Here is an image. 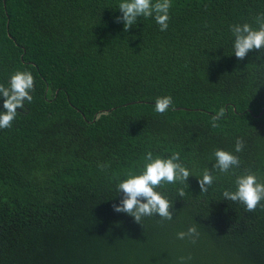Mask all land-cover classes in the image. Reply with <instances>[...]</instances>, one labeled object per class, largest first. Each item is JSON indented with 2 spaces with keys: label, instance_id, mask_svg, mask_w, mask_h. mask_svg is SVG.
<instances>
[{
  "label": "trees",
  "instance_id": "16d2710c",
  "mask_svg": "<svg viewBox=\"0 0 264 264\" xmlns=\"http://www.w3.org/2000/svg\"><path fill=\"white\" fill-rule=\"evenodd\" d=\"M121 2L0 0V84L16 71L35 81L33 101L0 129V264H264V208L223 197L245 170L264 181V54L236 58L230 31L256 28L264 0H171L164 32L143 17L125 31ZM169 95L157 114L156 98ZM216 149L241 164L236 175L213 171L201 194ZM149 151L179 152L193 176L157 189L173 220L141 225L113 205ZM193 225L195 244L177 239Z\"/></svg>",
  "mask_w": 264,
  "mask_h": 264
},
{
  "label": "clouds",
  "instance_id": "9594fccd",
  "mask_svg": "<svg viewBox=\"0 0 264 264\" xmlns=\"http://www.w3.org/2000/svg\"><path fill=\"white\" fill-rule=\"evenodd\" d=\"M171 0H122L118 8L122 13L117 18V23H123L125 31H128L137 23L139 17L154 18L159 25L161 32L167 31L170 20ZM256 28L249 23L235 24L230 27L234 37L233 50L234 55L239 60H243L250 52L260 51L264 54V13L254 18ZM34 77L29 71H16L10 77L8 86L0 84V97H3V108L0 112V129L12 127L13 121L18 115V109L24 108L25 101L31 103L34 91ZM173 105L172 96H161L155 100L154 111L157 114H164ZM226 115V109L221 107L212 117L213 128L220 125L217 123ZM245 141L243 138H237L235 142V152L240 153L244 150ZM215 163L212 169H205L202 176L198 178L201 194L208 192L213 184L215 176L213 171L221 174L236 175L235 169H238L241 160L237 155L231 152L216 149L213 153ZM180 161V153L173 152L169 158H154L151 151L144 157V167L139 174L133 172L127 173V178L121 180L116 190L123 194L120 204L113 205L117 213H125L134 218L135 222L141 224L145 217L159 216V221L173 220L172 204L157 189L166 185L187 184L192 172ZM103 170L106 165H100ZM235 191H223L224 200L239 202L245 206L247 212H254L257 207L264 208V181H260L257 175L249 170L243 174L236 175ZM178 195H186L183 187L178 189ZM146 201V202H144ZM142 225V224H141ZM200 233L195 225L188 228L186 232L177 233V239L189 240L195 244ZM191 257H181V264H186Z\"/></svg>",
  "mask_w": 264,
  "mask_h": 264
}]
</instances>
